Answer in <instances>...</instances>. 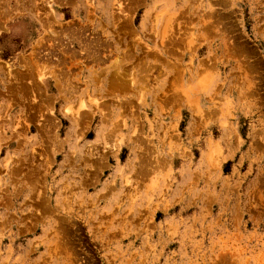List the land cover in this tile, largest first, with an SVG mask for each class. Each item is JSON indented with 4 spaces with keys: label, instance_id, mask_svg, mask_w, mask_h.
I'll use <instances>...</instances> for the list:
<instances>
[{
    "label": "rangeland",
    "instance_id": "374dc122",
    "mask_svg": "<svg viewBox=\"0 0 264 264\" xmlns=\"http://www.w3.org/2000/svg\"><path fill=\"white\" fill-rule=\"evenodd\" d=\"M0 264H264V0H0Z\"/></svg>",
    "mask_w": 264,
    "mask_h": 264
}]
</instances>
